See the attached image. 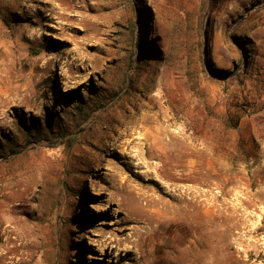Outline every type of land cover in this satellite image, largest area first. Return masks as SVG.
Returning a JSON list of instances; mask_svg holds the SVG:
<instances>
[{
  "label": "rangeland",
  "instance_id": "obj_1",
  "mask_svg": "<svg viewBox=\"0 0 264 264\" xmlns=\"http://www.w3.org/2000/svg\"><path fill=\"white\" fill-rule=\"evenodd\" d=\"M185 263L264 264V0H0V264Z\"/></svg>",
  "mask_w": 264,
  "mask_h": 264
},
{
  "label": "bare ground",
  "instance_id": "obj_2",
  "mask_svg": "<svg viewBox=\"0 0 264 264\" xmlns=\"http://www.w3.org/2000/svg\"><path fill=\"white\" fill-rule=\"evenodd\" d=\"M80 84V83H79ZM81 85V84H80ZM200 175V174H199ZM91 190L93 191V193L96 191V188L95 187H91ZM181 197V196H180ZM199 197V196H198ZM197 201V200H196ZM197 204V203H196ZM200 241V237L199 236H197V237H195L194 238V241L193 242H191L190 244H189V248H187V250H185L183 253H182V256H180V258H181V260H185L186 262H196V260H197V258H196V256H198V255H196V250H194V249H192V245H193V243L194 244H198L197 242H199ZM186 243V237H184L183 238V240H182V243H181V245H184ZM184 248H185V246H184ZM195 248H197V246L195 247ZM181 250V249H180ZM183 251V250H182ZM178 253V252H177ZM176 257V256H175ZM179 258V257H178ZM177 258V259H178ZM176 260V259H175ZM179 261V260H178ZM197 261H199V260H197ZM181 262V261H180ZM179 262V263H180ZM177 263V262H176ZM186 264V263H185ZM189 264V263H188Z\"/></svg>",
  "mask_w": 264,
  "mask_h": 264
},
{
  "label": "trees",
  "instance_id": "obj_3",
  "mask_svg": "<svg viewBox=\"0 0 264 264\" xmlns=\"http://www.w3.org/2000/svg\"><path fill=\"white\" fill-rule=\"evenodd\" d=\"M73 139H74V138H71V140H73ZM56 142H57V139H52L50 143H52V144H56Z\"/></svg>",
  "mask_w": 264,
  "mask_h": 264
}]
</instances>
